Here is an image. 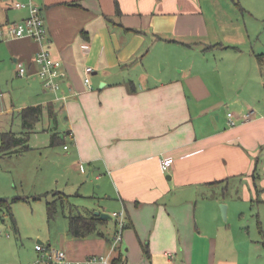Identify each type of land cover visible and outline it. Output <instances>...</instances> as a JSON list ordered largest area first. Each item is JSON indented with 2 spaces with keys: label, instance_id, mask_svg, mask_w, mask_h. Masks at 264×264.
Listing matches in <instances>:
<instances>
[{
  "label": "crops",
  "instance_id": "crops-1",
  "mask_svg": "<svg viewBox=\"0 0 264 264\" xmlns=\"http://www.w3.org/2000/svg\"><path fill=\"white\" fill-rule=\"evenodd\" d=\"M14 1L0 0V24L29 14ZM33 1L45 16L51 52L64 63L59 93L66 98L35 84L40 43L32 37L0 35V60L9 57L25 78L28 104L54 103L69 165L103 191L89 190L94 206L81 214L112 206L99 232L85 237L71 234L67 215L69 229L58 244L68 256L112 260L92 264L119 257L123 264H264V229L261 240L250 223L247 230L236 225L249 204L264 202V50L246 46V13L260 2ZM18 60L27 64L26 75ZM87 65L94 67L91 87ZM166 156L174 157L168 171L161 166ZM115 210L127 217L117 251Z\"/></svg>",
  "mask_w": 264,
  "mask_h": 264
},
{
  "label": "rangeland",
  "instance_id": "rangeland-1",
  "mask_svg": "<svg viewBox=\"0 0 264 264\" xmlns=\"http://www.w3.org/2000/svg\"><path fill=\"white\" fill-rule=\"evenodd\" d=\"M258 1L260 5L255 2L250 4H256L257 10L251 14L246 13V16L250 17L252 34V44L248 43L246 46L251 49L256 47L261 51L264 50V0ZM243 33L247 34L245 31ZM246 40L249 41V38L246 37ZM1 42L3 41H0V44ZM6 58L7 56L0 60V199L5 198L11 206L10 210L17 225H14L7 206H0V264H29L38 258V239L50 242L53 247H61L58 240L61 234L69 229L67 215L84 213L94 206V198L87 194L90 193L89 190L91 193L96 191L101 196L103 191L98 187V182L91 180L93 176L89 177L79 168L69 165L70 160L64 148V144L69 142L68 139L55 145L51 144V135L58 128L46 112L30 133L28 149L11 154L1 152L2 131H22L18 112L24 103H30L26 102L28 98L24 89L27 85L25 78L16 73L12 60ZM35 82L42 87L41 79ZM58 178L61 180L57 183ZM235 184L240 185V180L236 179ZM59 189L70 195L61 200L60 195L53 193ZM56 198L58 212L55 217L50 218L47 202ZM111 207L103 209L109 214ZM220 207L225 218L222 206ZM244 211L241 221H236V225L244 223L247 230L250 223L253 237L259 234V238L263 240L259 226L264 229V202L255 200ZM259 220L261 225L258 224ZM263 244V241L259 242V248L264 249ZM260 260L264 263V254Z\"/></svg>",
  "mask_w": 264,
  "mask_h": 264
},
{
  "label": "built area",
  "instance_id": "built-area-1",
  "mask_svg": "<svg viewBox=\"0 0 264 264\" xmlns=\"http://www.w3.org/2000/svg\"><path fill=\"white\" fill-rule=\"evenodd\" d=\"M15 7H29V14L24 18L17 21H8L0 24V35L5 38L30 36L40 43V48L36 53L35 62L38 65L37 73L41 78L43 85L46 89L53 91L57 99L66 98V94H60L59 91L62 87V80L66 76L63 61L54 56L51 52L48 38V26L42 8L39 4L31 0L29 3L16 0L13 2ZM83 48H88L89 44L84 42ZM17 69L20 75H26L29 71L27 64L23 61H17ZM94 71L92 65H87L85 68V82L90 87L92 86L91 75ZM253 111H248L243 114L245 119L251 117ZM229 123L235 125L238 119L234 113L230 111ZM67 147V145H66ZM174 162L173 156H166L161 161L163 170L168 171ZM81 168L84 170L83 165ZM116 219V230L112 239V250L117 251L118 247L123 240V232L127 224V217L124 210H115L111 214ZM36 249L39 252L38 258L29 264H92L96 261L112 262L110 258L104 254H93L85 260L71 259L67 251L61 247H53L44 242H38ZM112 264H123L112 263Z\"/></svg>",
  "mask_w": 264,
  "mask_h": 264
},
{
  "label": "trees",
  "instance_id": "trees-1",
  "mask_svg": "<svg viewBox=\"0 0 264 264\" xmlns=\"http://www.w3.org/2000/svg\"><path fill=\"white\" fill-rule=\"evenodd\" d=\"M264 53L259 54V58L262 60ZM45 112L49 115L51 119H53L56 123H58V112L55 108V105L52 101L47 104L43 103H31L22 106L19 109V116L22 122V131H14V130H4L1 133V152L4 154H11L16 152H21L23 150L28 149L30 146L28 145V139L30 137V133L34 130L35 125L43 119V115ZM63 132L54 131L51 135V144L55 145L61 141H64ZM55 195H60L59 197L64 199L65 196L69 195L63 191L57 190L53 192ZM58 197V198H59ZM58 198L48 201V213L49 217H55L58 212ZM7 206L8 211L11 212V206L7 204V200L5 198L0 199V206ZM12 220L14 225H17V222L14 218L13 213ZM107 220V217H102L99 214H95L94 212L90 215L84 214H74L70 213V232L73 236L76 237H85L94 233L99 232V225L104 223ZM121 261L120 257L115 260V263H119Z\"/></svg>",
  "mask_w": 264,
  "mask_h": 264
},
{
  "label": "water",
  "instance_id": "water-1",
  "mask_svg": "<svg viewBox=\"0 0 264 264\" xmlns=\"http://www.w3.org/2000/svg\"><path fill=\"white\" fill-rule=\"evenodd\" d=\"M221 206H222L223 215H224V217H226V215H227V204L224 203ZM95 213L101 215L102 217H109L110 216L108 213L101 212L100 210H96Z\"/></svg>",
  "mask_w": 264,
  "mask_h": 264
}]
</instances>
